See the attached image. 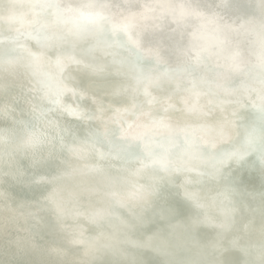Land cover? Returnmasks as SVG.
Returning <instances> with one entry per match:
<instances>
[{
	"label": "water",
	"instance_id": "1",
	"mask_svg": "<svg viewBox=\"0 0 264 264\" xmlns=\"http://www.w3.org/2000/svg\"><path fill=\"white\" fill-rule=\"evenodd\" d=\"M36 2L0 0L3 47H10L8 41L19 37L16 42L22 45L19 53L24 57L0 58V178L33 194L28 200L30 209L22 198H16L7 213L0 206L1 226L15 222L19 214L28 223L19 238L13 237L16 242L0 251V264L18 260L17 264H168L201 258L202 237L214 235V230L199 225L190 228L191 210L169 215L166 209L174 203L171 198L161 199L149 191L139 194L138 189L151 181L154 169L201 165L190 153L176 151V141L196 139L215 150L238 143L246 129H257L259 135L254 105L264 94V14L257 0H231L226 5L221 0H118L120 7L112 10L114 22L144 32L148 43L159 46V55L146 54L141 66L133 69L114 62L111 50L96 46L92 52L95 67L87 66L88 61L79 66L66 61L63 72L55 56L44 55L35 64L27 59L38 49L22 34L41 25L49 34L66 27L55 21L51 9L34 8ZM122 36L135 43L127 32ZM94 43V38L80 42L82 47ZM185 62L195 66V78L167 70ZM143 71L145 78L137 80ZM69 76L71 80L66 79ZM59 79L78 92L76 96L65 93L63 103L92 112L90 126L125 142L130 151L127 159L101 161L87 146L76 154L52 142L66 121L77 128L75 119L58 109L48 113L46 120H36L38 105L52 107L43 99L46 84L55 86ZM48 120L58 127L49 128ZM26 121L46 131L49 141L35 148L24 144ZM71 142L69 134L65 143ZM34 153L44 158L39 171L55 177L45 188L29 183L37 171L31 166ZM252 159L255 153L249 163L233 164L226 174L253 209H245V223L251 224L239 233L243 244L264 239L259 207L264 177ZM6 182L1 181L0 188ZM201 196L204 206L197 211L219 217L220 200L210 199L215 193ZM0 200L8 202L6 192ZM23 243L29 252L21 248ZM208 253L210 258L211 249ZM217 255L223 260L239 257L238 252L227 250Z\"/></svg>",
	"mask_w": 264,
	"mask_h": 264
},
{
	"label": "snow or ice",
	"instance_id": "2",
	"mask_svg": "<svg viewBox=\"0 0 264 264\" xmlns=\"http://www.w3.org/2000/svg\"><path fill=\"white\" fill-rule=\"evenodd\" d=\"M230 2L231 0H221L223 5ZM257 6L264 14V0H257ZM33 7L41 12L51 9L55 21L66 26L58 34H49L43 25L32 32L22 34L24 39L34 42L38 49L37 52L29 53L27 57L33 64L47 55L56 57L55 63L62 72L67 66L66 61L77 66L88 61L87 66L95 67L92 52L96 46L111 50L110 54L114 62L127 64L133 69L141 66L146 54L159 55V46L148 43L144 32L137 33L127 24L114 22L112 10L120 7L118 0H37ZM122 32H127L135 43H128L123 38ZM89 38H94L95 43L89 47H82L80 42ZM18 39L19 37H16L8 41L11 46L7 48L3 47L4 39H0V58L9 61L24 59L19 53L22 45L16 42ZM167 70L176 74L187 73L195 78L196 69L191 62ZM143 78H145L144 71L136 77L137 80ZM66 79L71 80L72 77ZM228 86H231V81H228ZM46 87L48 91L43 99H46L52 107L38 105L39 115L36 120H46L48 113L58 109L61 115L74 118L77 125L74 130L70 126L72 121H66L65 127L60 129L61 134L51 138L52 142L60 144L61 150L66 148L70 152L82 154L87 146L101 161L129 157V146L125 142L109 133L101 134L90 126L94 118L92 112L80 105L72 107L63 103L62 98L65 93L71 92L73 96L78 94L76 88L67 87L64 79L57 80L55 86L46 84ZM83 91L80 89L81 94ZM254 107L260 121L259 135L257 129H246L238 143L227 144L215 150L200 144L196 139L185 138L183 143L176 141L173 143L176 151L190 153L201 161V165L195 168L162 166L154 169L151 181L138 189L139 194L149 191L161 199L171 198L174 203L166 209L169 215L179 216L186 210H191L193 215L188 217L190 228L199 225L214 230V235L205 234L202 237L205 244L201 258L188 257L179 261H168V264H264V239L257 244L241 243L239 233L248 229L251 224V221L245 223L247 220L245 209H253L244 199L246 194L241 193L235 183L229 182L226 177L233 164L243 166L249 163L253 153L255 159L251 162L259 168L261 176L264 177V94L260 95L259 104ZM47 125L49 128L58 127L51 120L47 121ZM22 131L23 142L28 146L35 148L49 141L48 133L39 131L32 122H24ZM69 134L72 136V142L66 144L65 140ZM43 163V156L34 153L31 166L37 171L29 177V183L37 188H45L55 178L48 172L39 171ZM213 192L215 196H211L210 199L213 202L220 200L221 203L219 217H209L197 211L204 206L201 194L207 195ZM259 207L262 220L261 232L264 235V190L259 193ZM237 212L240 213L239 216ZM208 249H211L210 258H208ZM220 250L236 251L239 257L234 260L219 259L217 254Z\"/></svg>",
	"mask_w": 264,
	"mask_h": 264
},
{
	"label": "bare ground",
	"instance_id": "3",
	"mask_svg": "<svg viewBox=\"0 0 264 264\" xmlns=\"http://www.w3.org/2000/svg\"><path fill=\"white\" fill-rule=\"evenodd\" d=\"M13 82H11L12 85ZM6 182L7 179L4 178H0V182ZM16 187H21L20 185L16 184V185H11L9 182H6V186L0 188V198H1V193L2 192H6L8 195V202H2L0 200V206L5 207V210L3 213H7L9 210H12V207H10L9 205L15 202L16 198H22L23 201H27V205L26 208L30 209V203H29V199L32 200L33 194H31L30 192L24 190V189H20V188H16ZM91 195L86 196V198L90 199ZM27 219L25 218L24 215L19 214V216H17V220L15 222H10L9 224H7V226H1L0 225V251H5L7 249V247L9 245H13L16 241H15V237L19 238L20 237V232L21 230L27 229ZM45 235V234H43ZM23 249H26L25 252H29V248L26 246V243H23V246L21 247ZM15 258V257H13ZM18 259V257H17ZM20 260L17 261V263H19ZM15 263V264H17ZM30 264V263H27Z\"/></svg>",
	"mask_w": 264,
	"mask_h": 264
}]
</instances>
